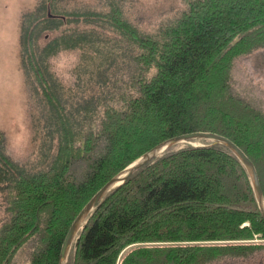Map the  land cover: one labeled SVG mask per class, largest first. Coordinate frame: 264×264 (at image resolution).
<instances>
[{"label":"trees","instance_id":"trees-1","mask_svg":"<svg viewBox=\"0 0 264 264\" xmlns=\"http://www.w3.org/2000/svg\"><path fill=\"white\" fill-rule=\"evenodd\" d=\"M124 1L40 0L22 18L19 58L38 149L26 164L0 154V264L35 238L29 264H59L73 223L99 191L182 135L229 139L254 164L264 194V111L232 89L235 60L264 48V0H186V10L150 32L129 20ZM64 52L80 54L72 88L52 65ZM194 142L106 195L67 264H210L264 250L249 172L226 146Z\"/></svg>","mask_w":264,"mask_h":264},{"label":"rangeland","instance_id":"rangeland-1","mask_svg":"<svg viewBox=\"0 0 264 264\" xmlns=\"http://www.w3.org/2000/svg\"><path fill=\"white\" fill-rule=\"evenodd\" d=\"M40 0H0V154L20 163H32L38 149L37 111L25 86L20 66V26L25 13ZM65 6L99 7L102 0H62ZM129 20L144 31H155L166 20L186 10V0H125ZM63 84L72 88L80 65V54L64 52L52 60ZM233 92L264 111V48L235 60ZM35 115V119L33 118ZM198 145L196 142H191ZM73 172L82 173L81 166ZM0 193V219L5 207ZM37 243L32 239L15 255L12 264H29ZM71 255V252L69 256ZM210 264H264V250L245 257H220Z\"/></svg>","mask_w":264,"mask_h":264},{"label":"water","instance_id":"water-1","mask_svg":"<svg viewBox=\"0 0 264 264\" xmlns=\"http://www.w3.org/2000/svg\"><path fill=\"white\" fill-rule=\"evenodd\" d=\"M199 140H213L216 142V144H222L226 146L229 150H231L237 158L243 163L247 171L249 172L252 183L255 190V195L257 199V203L260 209V212L262 214V217L264 218V194L263 190L261 188L260 180L258 173L256 171V168L254 164L251 162V160L243 153L241 149H239L233 142H231L229 139L222 137L220 135L212 134V133H192L187 135H182L179 137H175L173 139L167 140L155 148H153L151 151H149L147 154H145L143 157L138 159L136 162L131 164L129 167H127L123 172H121L119 175L111 179L100 191L99 193L86 205V207L83 209V211L79 214L75 222L73 223L68 236L65 240V243L63 245L60 261L59 264H67V259L69 252L71 250V247L74 243V240L76 238V235L85 221L86 217L93 211V209L104 199L106 195H108L110 192L114 191L116 188L120 187L126 181L134 175L137 171H139L141 168H143L147 163L153 161L155 158L160 156L161 154L165 153L167 150L174 148L178 145H181L183 143H191L194 141Z\"/></svg>","mask_w":264,"mask_h":264},{"label":"bare ground","instance_id":"bare-ground-1","mask_svg":"<svg viewBox=\"0 0 264 264\" xmlns=\"http://www.w3.org/2000/svg\"><path fill=\"white\" fill-rule=\"evenodd\" d=\"M130 179V178H129ZM110 195V194H109Z\"/></svg>","mask_w":264,"mask_h":264}]
</instances>
